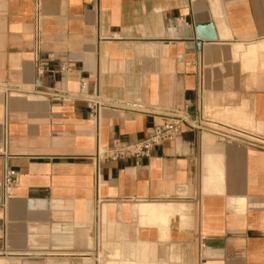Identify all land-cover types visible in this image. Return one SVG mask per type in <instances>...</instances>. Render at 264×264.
Returning <instances> with one entry per match:
<instances>
[{
	"label": "crops",
	"instance_id": "0c3cea01",
	"mask_svg": "<svg viewBox=\"0 0 264 264\" xmlns=\"http://www.w3.org/2000/svg\"><path fill=\"white\" fill-rule=\"evenodd\" d=\"M178 106L232 138L184 124L148 156L91 159ZM5 137L0 264H264V0H0Z\"/></svg>",
	"mask_w": 264,
	"mask_h": 264
},
{
	"label": "built area",
	"instance_id": "2783aa9c",
	"mask_svg": "<svg viewBox=\"0 0 264 264\" xmlns=\"http://www.w3.org/2000/svg\"><path fill=\"white\" fill-rule=\"evenodd\" d=\"M98 2L99 0H92ZM62 71H68L70 68L65 64L61 67ZM87 86L85 81L81 82V88L84 90ZM109 106L99 94L93 95L88 99V108L90 117L96 121L97 128L103 110ZM164 121L162 124L152 125L147 130V136L136 143L123 145L116 139L111 146H102L98 143L97 151L91 156L97 167L110 160H120L128 157L141 158L148 156L155 147L162 145L167 141L175 140L182 134L183 125L187 124L193 129L212 130L224 138H232V134L226 132L223 125L210 117L200 114L196 118H191L186 107L178 106L175 108L165 109L163 113ZM255 143L264 146V138L256 139ZM8 139L5 137L0 143V151L6 152ZM18 180V173L15 169L6 165L3 175V186L6 190L7 197L11 196V190ZM100 198L98 196L97 208L99 209Z\"/></svg>",
	"mask_w": 264,
	"mask_h": 264
},
{
	"label": "water",
	"instance_id": "95a60500",
	"mask_svg": "<svg viewBox=\"0 0 264 264\" xmlns=\"http://www.w3.org/2000/svg\"><path fill=\"white\" fill-rule=\"evenodd\" d=\"M197 34L199 37L207 38L211 40L216 38L213 32V26L210 23L199 25L197 27Z\"/></svg>",
	"mask_w": 264,
	"mask_h": 264
}]
</instances>
